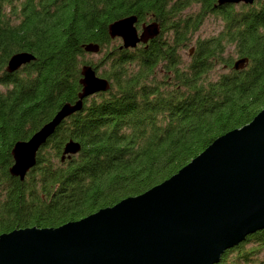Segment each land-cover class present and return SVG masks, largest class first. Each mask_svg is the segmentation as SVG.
<instances>
[{"label": "trees", "instance_id": "obj_1", "mask_svg": "<svg viewBox=\"0 0 264 264\" xmlns=\"http://www.w3.org/2000/svg\"><path fill=\"white\" fill-rule=\"evenodd\" d=\"M197 5V10L183 11ZM215 13L217 34L193 40ZM135 14L157 20L148 42L111 45L108 24ZM99 44L97 61L87 42ZM233 46L243 68L225 50ZM35 58L5 69L17 51ZM90 64L110 86L83 99L36 152L23 179L11 175V148L48 121L81 88ZM217 64L226 70L213 77ZM103 67V68H102ZM2 87V88H1ZM264 107V0H0V233L79 219L168 178L215 137ZM70 138L80 149L62 159ZM213 264H264V227L225 249Z\"/></svg>", "mask_w": 264, "mask_h": 264}, {"label": "water", "instance_id": "obj_2", "mask_svg": "<svg viewBox=\"0 0 264 264\" xmlns=\"http://www.w3.org/2000/svg\"><path fill=\"white\" fill-rule=\"evenodd\" d=\"M253 0H217L222 3ZM126 15L111 21L108 34L133 47L159 33L156 20ZM84 49L97 52V42ZM31 51L14 52L9 72L33 60ZM248 59L234 60L243 68ZM81 88L27 139L11 148V175L23 179L36 152L84 97L109 88L90 64L81 68ZM70 138L62 159L80 149ZM264 227V107L253 118L215 137L168 178L135 195L57 226L16 227L0 233V264H213L223 251Z\"/></svg>", "mask_w": 264, "mask_h": 264}, {"label": "rangeland", "instance_id": "obj_3", "mask_svg": "<svg viewBox=\"0 0 264 264\" xmlns=\"http://www.w3.org/2000/svg\"><path fill=\"white\" fill-rule=\"evenodd\" d=\"M237 6L239 4H236ZM197 5H192L190 8H187L183 11L184 14L193 12L197 10ZM222 28V20L217 16L213 14H209L206 16L204 22L200 26V28L196 31V33L193 36V39L190 40V42L183 48L180 49V53L182 56V59L184 61H188L190 57L191 50L193 48V40L196 37L199 38H205L212 35H215L218 33V31ZM121 42V39L117 37V40L112 42L111 45H115L116 43ZM101 53L98 52H88L84 55L86 59H91L92 61H97L101 57ZM225 55L231 56L233 59L237 57V54L235 50L233 49V46H229L225 50ZM103 68V67H102ZM227 68L224 64H217L213 69V77H215L218 73L225 71ZM2 88V87H1Z\"/></svg>", "mask_w": 264, "mask_h": 264}, {"label": "flooded vegetation", "instance_id": "obj_4", "mask_svg": "<svg viewBox=\"0 0 264 264\" xmlns=\"http://www.w3.org/2000/svg\"><path fill=\"white\" fill-rule=\"evenodd\" d=\"M254 1V0H253ZM239 3H244V2H238V3H234V4H239ZM245 4H247V3H245ZM210 14H213V15H216L215 13H210ZM209 15V14H208ZM149 21H152V20H149V19H147V20H144V21H141L139 24H138V21H137V23H136V26H137V28H138V30H140V27H141V24L143 23V22H149ZM157 21V20H156ZM160 24V23H159ZM160 29H161V26H160ZM160 29H159V32H160ZM158 35V34H157ZM156 36V35H155ZM151 39V38H150ZM150 39H148L146 42H148ZM146 42H142V41H139L136 45H138L139 43H142V44H144V43H146Z\"/></svg>", "mask_w": 264, "mask_h": 264}]
</instances>
